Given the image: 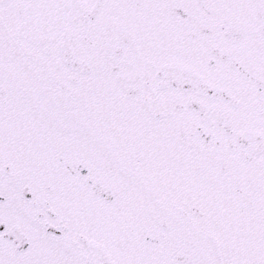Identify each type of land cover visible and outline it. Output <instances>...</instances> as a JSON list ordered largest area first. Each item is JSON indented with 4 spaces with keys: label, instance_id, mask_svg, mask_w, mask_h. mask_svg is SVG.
<instances>
[{
    "label": "snow or ice",
    "instance_id": "6c2138e0",
    "mask_svg": "<svg viewBox=\"0 0 264 264\" xmlns=\"http://www.w3.org/2000/svg\"><path fill=\"white\" fill-rule=\"evenodd\" d=\"M0 264H264V0H0Z\"/></svg>",
    "mask_w": 264,
    "mask_h": 264
}]
</instances>
